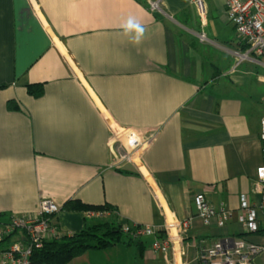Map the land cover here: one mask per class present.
I'll return each mask as SVG.
<instances>
[{"label": "crops", "instance_id": "obj_1", "mask_svg": "<svg viewBox=\"0 0 264 264\" xmlns=\"http://www.w3.org/2000/svg\"><path fill=\"white\" fill-rule=\"evenodd\" d=\"M190 11L185 0L155 10L147 0H0V221L34 216L46 197L61 207L51 222L62 235L104 219L62 209L73 199L109 204L107 219L121 227L158 226L156 185L179 218H193L183 233L187 264L218 237L243 231L240 195L260 201L264 57L232 26L223 37L205 28L202 39ZM40 82L44 94L30 95L27 85ZM11 100L20 108L10 109ZM107 114L145 136L158 131L143 156L150 179L109 168ZM197 191L215 205L227 200L234 220L205 226ZM156 236H125L69 264H171L170 253L152 247ZM254 264H264V252Z\"/></svg>", "mask_w": 264, "mask_h": 264}, {"label": "built area", "instance_id": "obj_2", "mask_svg": "<svg viewBox=\"0 0 264 264\" xmlns=\"http://www.w3.org/2000/svg\"><path fill=\"white\" fill-rule=\"evenodd\" d=\"M153 8H160L163 0H147ZM197 14V19L203 30L209 24L208 0H185ZM229 19L236 27L237 35L244 40L250 51L264 57V0H224ZM206 38V33H201ZM110 130L109 150L112 169H126L135 166L144 173L143 156L152 146L158 131L151 137H145L134 127L120 125L107 114ZM261 138L264 141V119ZM258 179H264V163L257 168ZM154 188L156 185H153ZM264 186V182H263ZM156 198L162 212L161 227L167 238L156 240L152 247L156 251L176 253L175 245L181 241L180 233L192 226L193 218H179L165 202L161 193L156 189ZM196 217L205 226L223 228L234 219L235 214L227 200H220L218 205L210 203L204 191L194 194ZM260 207L262 210H260ZM61 207L51 198L40 200L38 213L34 216H12L6 221H0V264H31L34 250L41 249L45 243L62 236L60 230L51 222V215L57 214ZM240 210L244 217L241 222L244 234H260L264 232V190L258 203L249 200L248 196H240ZM262 212V213H259ZM115 213L111 209H89L88 217L106 218ZM157 225L132 224L123 226L124 232L133 238H144L157 233ZM263 230V231H261ZM168 232V233H167ZM208 250V251H207ZM202 256L205 264H252L255 256L264 251V237L253 240L249 236H221L210 247L205 248ZM207 251V252H206ZM200 256V257H201ZM175 264H182L179 258Z\"/></svg>", "mask_w": 264, "mask_h": 264}, {"label": "trees", "instance_id": "obj_3", "mask_svg": "<svg viewBox=\"0 0 264 264\" xmlns=\"http://www.w3.org/2000/svg\"><path fill=\"white\" fill-rule=\"evenodd\" d=\"M26 89L30 95L40 97L45 92V83L40 82L29 84ZM8 106L13 110L20 108L19 103L15 100L9 101ZM62 209L69 211H87L89 209L113 210L112 206L109 204H88L80 199L67 201L62 206ZM3 215L4 214L0 213V217H3ZM125 236H130V242L134 240L131 235L124 232L123 227L114 222H110L109 220H105L104 218L93 225L85 226L82 230L75 232L72 235H62L59 238H54L46 242L43 248L34 250L31 264H69L73 259L88 251L110 249L123 241ZM199 259L198 264H205L202 256Z\"/></svg>", "mask_w": 264, "mask_h": 264}, {"label": "rangeland", "instance_id": "obj_4", "mask_svg": "<svg viewBox=\"0 0 264 264\" xmlns=\"http://www.w3.org/2000/svg\"><path fill=\"white\" fill-rule=\"evenodd\" d=\"M218 1H220V0H211V5H208V18H209V24H208V27H207V34H209V35H212V36H221V37H223V31L224 30H222L223 28L225 29V30H228L229 28H231V25H230V23H227V21L225 20V17H226V14H225V12L222 10V8L223 7H221L222 5H220V2H219V5H218V3H216V2H218ZM149 5L150 6H152L150 3H149ZM156 8H154V10H155ZM189 15L190 16H188V17H190L191 18V21L193 20V22H195L194 23V26L196 27V28H200L201 26H199V22H198V19H197V14H196V12L194 11V13L192 12V11H190L189 12ZM198 24V26H197V24ZM228 28V29H227ZM202 29V32H203V28H201ZM205 30V29H204ZM219 33V34H218ZM264 119V118H263ZM263 119L261 120V133H262V130H263ZM264 163V162H263ZM143 165H144V160H143ZM128 167H132V168H134L136 171H137V173H141V171L139 170V169H137L135 166H128ZM118 170H123V169H118ZM144 173H142V174H146V175H148V178L150 179V177H149V174H148V172L146 171V169L144 168ZM146 175H144V176H146ZM257 181H258V185H259V189L260 190H258V192L260 193V199L262 198V191L264 190V186H263V182H264V179H258V177H257ZM198 192V191H197ZM196 193V192H195ZM206 194V193H205ZM242 195V194H241ZM240 195V196H241ZM193 197H194V195H193ZM240 199V198H239ZM165 200V199H164ZM193 200H194V198H193ZM222 200V199H221ZM250 200V199H249ZM209 201V200H208ZM251 201V200H250ZM210 202V201H209ZM220 202V201H219ZM253 202V201H252ZM259 202V201H258ZM258 202H255V203H258ZM211 203V202H210ZM194 204H195V202H194ZM213 204V203H212ZM228 204H229V206L232 208V210L234 211V214H235V210H234V208L230 205V203L228 202ZM213 205H215V204H213ZM195 207H196V205H195ZM94 210H97V209H94ZM260 210H262V208L260 207ZM196 212H197V210H196ZM85 213H86V211H85ZM259 213H262V212H259ZM262 214H264V213H262ZM235 218V217H234ZM105 220H108L107 218H105ZM234 220V219H233ZM233 220H231L228 224H230ZM242 222V221H241ZM203 223V222H202ZM154 225V224H153ZM241 226H242V224H241ZM191 227V226H190ZM189 227V228H190ZM207 227H210V226H207ZM226 227V226H225ZM225 227H223V228H225ZM189 228H187L186 229V231H182L181 233H180V235H181V241H179V243H177L176 245H175V250H176V253H174V251L173 250H170L169 252H167V253H170V256H171V258H170V260H171V264H175V261H174V259H176V258H179L180 257V259H181V261H182V264H187V262H186V259H187V257H186V254H185V252H186V250H185V247H184V238H183V233H185V232H187V230L189 229ZM211 228H216V227H211ZM223 228H218V229H223ZM262 229H264V228H262ZM156 230H157V236H156V238H155V240L154 241H156V240H159V238L160 239H164V238H167L168 236H167V234H166V232H164L163 231V229L161 228V227H158V226H156ZM243 230V229H242ZM160 231V232H159ZM168 233V232H167ZM245 232L244 231H242V232H240L239 234H237V235H230V236H239V237H241V238H244V237H246V236H249L250 237V235L252 236V235H254L253 233H251V234H244ZM241 234V235H240ZM257 235H260L262 238L264 237V232L263 233H260V234H257ZM224 236H226V235H224ZM229 236V235H228ZM143 237H150V235L149 236H143ZM221 237V236H220ZM219 238V237H218ZM217 238V239H218ZM216 239V240H217ZM215 240V241H216ZM153 241V242H154ZM214 242V241H213ZM213 242H211L210 244H209V246H205V247H203L202 248V250H200V253L202 254V256H204V254H205V248H207V247H210L212 244H213ZM208 251V250H207ZM206 251V252H207ZM158 252H160V251H158ZM264 252V251H263ZM164 253H166V252H164ZM201 254H200V256H201ZM261 254V253H260ZM258 256V255H257ZM255 258H256V256H255ZM255 258H254V260H255ZM200 260V259H199ZM254 260H253V262H252V264H254Z\"/></svg>", "mask_w": 264, "mask_h": 264}, {"label": "bare ground", "instance_id": "obj_5", "mask_svg": "<svg viewBox=\"0 0 264 264\" xmlns=\"http://www.w3.org/2000/svg\"><path fill=\"white\" fill-rule=\"evenodd\" d=\"M222 4H223V8H224V12H225V14H226V17H225V19H226V21H227V23H230V25L232 26V28H236L234 25H233V23H232V21L229 19V17H228V13H227V11H226V8H225V5H224V0H222ZM208 26H206L205 28H207ZM235 31H236V29H235ZM60 49L62 50V52L64 53V56L67 58V60H68V62H69V64L71 65V67L72 68H74V69H76L77 71H79L78 70V66H77V64H76V62L74 61V59L71 57V55L69 54V52L66 50V48L64 47V45H61L60 44ZM80 73V72H79ZM120 125H122V124H120ZM122 126H126V125H122ZM126 127H133V126H126ZM134 128H136V127H134ZM138 129V128H137ZM139 130V129H138ZM140 131V130H139ZM141 132V131H140ZM156 133V132H155ZM154 133V134H155ZM153 134V135H154ZM153 135H150V136H145V137H151V136H153ZM110 151V150H109ZM111 154V153H110ZM145 154V153H144ZM110 162H111V160H110ZM109 162V163H110ZM110 168V167H109ZM157 190H158V188L157 187H155ZM261 228H264V224L261 226Z\"/></svg>", "mask_w": 264, "mask_h": 264}]
</instances>
